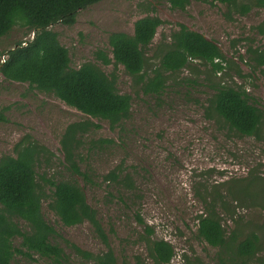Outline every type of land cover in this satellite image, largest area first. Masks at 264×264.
Segmentation results:
<instances>
[{
  "label": "rangeland",
  "instance_id": "1",
  "mask_svg": "<svg viewBox=\"0 0 264 264\" xmlns=\"http://www.w3.org/2000/svg\"><path fill=\"white\" fill-rule=\"evenodd\" d=\"M254 0H239L253 4ZM160 17L152 45L147 49L146 69L156 65L158 46L184 24L218 44L232 65L214 75L200 61L191 68L168 74L162 96L145 95L135 87L123 67L103 65L96 53L111 54L109 36L115 32L133 34L137 20ZM264 21V9L254 7L248 16L229 14L226 6L212 0H192L186 10L172 8L169 0H103L80 11L74 26L57 24L60 43L69 51L71 67L85 63L99 65L107 74L116 72L118 90L132 96V117L120 128L93 120L101 129L82 137L83 169L93 182L73 177L65 167L61 140L70 125L90 120L67 107L53 94L12 82L0 73V158L16 154L27 137L53 154L41 162L38 172L55 180L73 179L83 185L88 202L97 210L115 252L118 264H153L144 239L145 226L151 240L170 242L176 256L170 264H241L220 261L219 249L198 237L199 218L211 209L221 219L228 237L242 241L252 233L261 238V251L246 264H264V127L261 138L233 131L209 112L212 84L248 92L264 111V68L258 69L249 53L264 46V36L254 28ZM32 30L17 26L0 39V68L7 53L19 43L33 39ZM113 169L131 174L135 189L108 180ZM2 205L0 204V209ZM46 220L61 235L53 241L70 256L63 264H92L78 256L64 241L83 250L101 253L105 245L89 223L66 227L43 206ZM137 214L143 223L137 221ZM27 230L25 222H20ZM20 246V239L16 241ZM15 264H55L38 256L18 255Z\"/></svg>",
  "mask_w": 264,
  "mask_h": 264
},
{
  "label": "trees",
  "instance_id": "2",
  "mask_svg": "<svg viewBox=\"0 0 264 264\" xmlns=\"http://www.w3.org/2000/svg\"><path fill=\"white\" fill-rule=\"evenodd\" d=\"M103 0H0V39L8 36L17 26L33 31L34 38L19 43L10 50L2 64L1 74L7 80L29 84L42 93L53 94L67 107L75 109L90 120L70 125L62 140L66 169L73 177L82 176L93 182L90 172L83 169L80 149L82 137L101 129L93 120L108 124L111 130L120 128L132 117V96L119 92L115 71L107 74L99 65L88 62L76 69L71 67L69 51L58 33L51 28L57 24L74 26L82 9ZM172 8L186 10L192 0H169ZM226 6L229 14L248 16L254 7L264 9V0L253 4L239 0H212ZM164 21L157 16H146L136 21L134 33L115 32L109 36L111 54L103 51L96 57L103 65L123 67L132 78L135 87L145 95L162 96L167 86L168 74L191 68L200 61L210 66L214 75L231 68L217 43L206 35L178 24L169 40L155 53L156 65L146 69L147 49L152 45L158 28ZM264 36V21L254 28ZM249 53L256 68H264V46L250 47ZM0 55H6L0 53ZM213 95L209 100V112L222 119L231 130L243 136L261 138L264 127V111L254 98L241 88L222 82L212 84ZM0 120H6L1 117ZM52 152L39 142L27 137L18 145L16 154H4L0 158V264H15L18 255L33 259L38 256L55 264L67 263L70 256L53 240L61 237L45 218L43 206L48 208L66 227L89 223L105 245L106 250L92 253L64 239L65 243L86 262L92 264H118L109 236L101 223L97 210L88 202L83 185L73 179L55 180L38 172V165L49 162ZM105 178L134 190L130 173L113 169ZM198 237L219 249L221 263L224 258L235 262L256 257L261 251V238L252 233L242 241L237 234L228 237L221 219L211 209L199 218ZM27 224L24 230L20 222ZM137 221L143 223L140 214ZM144 239L148 257L153 264H170L176 256L174 246L165 240H151L152 229L145 226ZM20 239V246L16 241ZM84 264V263H83ZM232 264V263H231Z\"/></svg>",
  "mask_w": 264,
  "mask_h": 264
},
{
  "label": "built area",
  "instance_id": "3",
  "mask_svg": "<svg viewBox=\"0 0 264 264\" xmlns=\"http://www.w3.org/2000/svg\"><path fill=\"white\" fill-rule=\"evenodd\" d=\"M6 61H7V58H6V56H5L4 59H3V64H4Z\"/></svg>",
  "mask_w": 264,
  "mask_h": 264
},
{
  "label": "water",
  "instance_id": "4",
  "mask_svg": "<svg viewBox=\"0 0 264 264\" xmlns=\"http://www.w3.org/2000/svg\"><path fill=\"white\" fill-rule=\"evenodd\" d=\"M35 35V34H34ZM33 38H34V36H33ZM0 73H1V70H0Z\"/></svg>",
  "mask_w": 264,
  "mask_h": 264
}]
</instances>
